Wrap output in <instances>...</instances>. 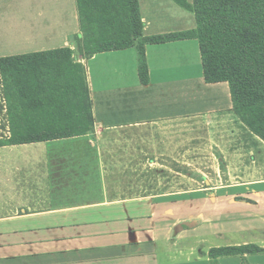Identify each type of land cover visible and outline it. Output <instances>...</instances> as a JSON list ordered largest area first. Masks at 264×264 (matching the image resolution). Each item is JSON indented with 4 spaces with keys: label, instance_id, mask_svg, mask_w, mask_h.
Here are the masks:
<instances>
[{
    "label": "crops",
    "instance_id": "1",
    "mask_svg": "<svg viewBox=\"0 0 264 264\" xmlns=\"http://www.w3.org/2000/svg\"><path fill=\"white\" fill-rule=\"evenodd\" d=\"M138 3L145 36L196 26L194 14L173 0ZM79 32L76 0H0V58L22 56L20 65L14 61L9 65L14 71L20 66L24 84L39 90L43 84L40 73L49 70L48 61L56 58L38 53L73 50L72 64L79 63L85 71L94 121L93 132L54 140L63 148L52 153L55 162L48 170L54 172L53 182L38 192L35 200L25 203L38 207L0 216V264H241V256L212 258L209 250L258 242L231 239L224 245L217 243L243 231L251 237L255 232L264 236V194L257 191L264 190V178L217 186L205 181L206 187L131 197L126 195L125 185L110 179L104 164L105 150L109 149L96 150L94 144L99 142L100 130L110 139L115 133L141 136L143 129L159 122L185 123L188 128L190 115L202 113L209 124L227 117L244 131L243 136L263 144L258 151L262 153L264 141L251 133L232 109L227 82L204 81L194 38L146 44L149 82L143 84L135 47L86 58L78 53L75 35ZM0 78L3 81L1 71ZM7 82L17 84L15 79ZM42 99L29 97L27 102L13 105L22 110V123L59 122L66 117L64 110L71 108L70 104L43 103ZM194 101L199 107L190 109ZM6 114L3 123L9 131V124L20 122V118ZM76 138H87L93 147L87 143L85 149H72L69 146ZM248 188L254 192L246 197L247 201L255 200L256 208L251 211L258 213L257 219L246 218L239 224L237 191L241 189L244 196ZM206 189L214 190L213 196ZM206 199L229 207L203 218V208L199 207ZM243 256L246 264H254L264 253Z\"/></svg>",
    "mask_w": 264,
    "mask_h": 264
},
{
    "label": "trees",
    "instance_id": "2",
    "mask_svg": "<svg viewBox=\"0 0 264 264\" xmlns=\"http://www.w3.org/2000/svg\"><path fill=\"white\" fill-rule=\"evenodd\" d=\"M173 1L194 14L195 28L145 36L138 0H76L80 26L75 35L78 53L87 58L98 52L135 47L140 81L148 84L145 45L194 38L199 45L204 81L227 82L233 111L251 133L264 141V0ZM73 53L70 48L38 53L56 58L48 61L49 70L40 73L43 84L39 90H30L24 84L20 66L17 71L10 67L12 61L20 65L22 56L0 58L7 112L20 118L17 119L20 122L9 124L10 135L5 144L52 141L93 132L85 71L79 63L72 64ZM12 79L17 80L15 86L8 85L7 80ZM38 96L43 97V103L70 104L71 108L64 110L66 117L59 122L22 123L23 112L16 104ZM261 253L264 248L254 243L209 250L212 258Z\"/></svg>",
    "mask_w": 264,
    "mask_h": 264
},
{
    "label": "rangeland",
    "instance_id": "3",
    "mask_svg": "<svg viewBox=\"0 0 264 264\" xmlns=\"http://www.w3.org/2000/svg\"><path fill=\"white\" fill-rule=\"evenodd\" d=\"M199 84L203 86L202 83ZM13 104L15 103L11 102ZM7 105L3 77V81L0 78V216L16 213L27 207H38L36 204L27 206L25 203L31 198L35 200L38 192H44L45 186L53 182L54 172L48 170L55 162L52 153L56 148H63L55 143L57 140L50 143L5 144L8 137L6 134L9 132L3 123L7 115ZM197 107V101L190 104V109ZM206 122L209 121L202 113L191 114L188 128L185 123L159 122L156 126L143 129L145 132L141 136H130L131 131H126L129 136H117L115 133L116 136H111V139L103 136L100 130L97 132L99 144H94H97L96 150H101L102 147L109 149L105 150L107 156L104 157V164L109 169L110 179L125 185L126 195L131 197L200 188L205 186V181L211 186H217L264 178V151L258 152L262 143L254 142L252 136H243L244 131L227 117L217 118L210 124ZM183 128H187L184 133ZM73 140L69 146L72 149L93 147V143H88L87 138ZM213 191L205 190L209 196H213ZM252 191L248 188L244 196L240 194L243 192L241 189L237 191L239 224L246 218L257 219L258 213L251 211L256 208L253 204L255 200L252 202L253 199L250 198L247 201L246 197L248 193H254ZM257 191L264 194V190ZM200 204H204L199 207L203 208V218H210L218 210L225 212L229 207L215 204L209 199ZM246 208H249L248 212L251 211L248 215ZM259 234L261 233L255 232L254 237H251L243 231L237 235L225 236L217 243L224 245L226 241L237 239L239 243L256 240L259 243H251L264 244V236ZM240 258L243 259L241 264H246V257ZM254 260V264H264V257Z\"/></svg>",
    "mask_w": 264,
    "mask_h": 264
}]
</instances>
